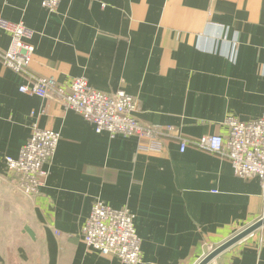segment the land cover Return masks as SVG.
Instances as JSON below:
<instances>
[{
    "label": "crops",
    "instance_id": "obj_1",
    "mask_svg": "<svg viewBox=\"0 0 264 264\" xmlns=\"http://www.w3.org/2000/svg\"><path fill=\"white\" fill-rule=\"evenodd\" d=\"M0 17L34 31L30 73L123 89L138 98L142 123L173 128L153 146L96 133L62 104L20 92L29 78L0 62L4 264H121L83 241L96 199L134 214L139 264H197L264 216L258 178L191 143L179 150V137H226L227 116L263 114L264 0H62L55 12L40 0H0ZM10 40L0 29V50ZM34 123L60 139L39 193L27 196L11 188L5 158L17 157ZM207 264H264V225Z\"/></svg>",
    "mask_w": 264,
    "mask_h": 264
},
{
    "label": "built area",
    "instance_id": "obj_2",
    "mask_svg": "<svg viewBox=\"0 0 264 264\" xmlns=\"http://www.w3.org/2000/svg\"><path fill=\"white\" fill-rule=\"evenodd\" d=\"M62 0H40L48 12H55ZM0 29L10 34V44L0 50V62L5 68L24 74L29 82L19 87L20 92L53 100L81 115L91 123L96 133L135 136L149 146L168 136L173 130L142 123L137 118L138 98L119 89L105 93L92 88L85 77L72 79L68 86L59 84L54 76H37L29 71L34 53L31 39L34 31L22 21L0 17ZM229 128L226 137L205 135L194 141L179 137V150L184 152L191 143L194 147L226 158L236 176L256 177L264 189V112L252 120L240 121L227 116ZM60 135L36 123L21 146L17 157L5 158L11 188L27 196L39 193L47 176L45 164L53 156ZM81 234L85 246L103 256H113L121 264H139L142 261L141 239L136 233L134 214L127 208L115 209L96 199L85 220Z\"/></svg>",
    "mask_w": 264,
    "mask_h": 264
},
{
    "label": "water",
    "instance_id": "obj_3",
    "mask_svg": "<svg viewBox=\"0 0 264 264\" xmlns=\"http://www.w3.org/2000/svg\"><path fill=\"white\" fill-rule=\"evenodd\" d=\"M264 225V216L253 222L251 225L247 226L240 232L234 234L232 237H230L228 240L224 241L220 245L216 246L212 251H210L208 254H206L197 264H207L210 262L213 258H215L219 253L224 251L225 249L229 248L233 244L239 242L240 240L244 239L246 236L250 235L260 227ZM24 231L31 237L34 238V233L32 230L28 227H24ZM0 263L4 264V260L0 256Z\"/></svg>",
    "mask_w": 264,
    "mask_h": 264
}]
</instances>
